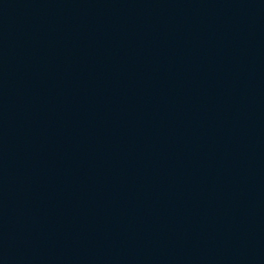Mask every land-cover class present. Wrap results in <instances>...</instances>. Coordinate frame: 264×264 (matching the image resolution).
<instances>
[{"label":"water","instance_id":"water-1","mask_svg":"<svg viewBox=\"0 0 264 264\" xmlns=\"http://www.w3.org/2000/svg\"><path fill=\"white\" fill-rule=\"evenodd\" d=\"M264 35V0H0V164Z\"/></svg>","mask_w":264,"mask_h":264}]
</instances>
